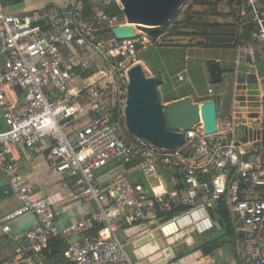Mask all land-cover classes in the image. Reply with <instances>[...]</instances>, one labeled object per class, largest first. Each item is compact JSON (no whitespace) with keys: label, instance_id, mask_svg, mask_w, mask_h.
Returning a JSON list of instances; mask_svg holds the SVG:
<instances>
[{"label":"built area","instance_id":"obj_1","mask_svg":"<svg viewBox=\"0 0 264 264\" xmlns=\"http://www.w3.org/2000/svg\"><path fill=\"white\" fill-rule=\"evenodd\" d=\"M55 1L25 15L8 14L0 5V170H14L18 146L47 151L51 167L75 176L79 195L95 202L97 211L58 227L48 203L11 180L3 194L20 205L6 218H36L18 236L25 240L22 249L40 252L59 237L66 243L63 264H131L118 237L121 219L153 222L159 237L170 241L212 232L225 212L241 238L244 264H264V0H241L238 8V27L254 29L250 40L235 47L229 113L221 112L216 98V131L206 133L200 117L178 130L183 143L172 149L122 133L127 71L150 40L143 26L135 27L136 38L117 39L112 28L126 22L122 14L97 12V24L109 32L96 33L82 21L80 0ZM74 43L83 46L81 53L66 55ZM175 77L186 80L182 72ZM208 94L213 97V90ZM79 119L86 122L65 129ZM110 162L139 170L143 180L122 177L104 189L97 172ZM25 259L36 263L32 254Z\"/></svg>","mask_w":264,"mask_h":264},{"label":"crops","instance_id":"obj_2","mask_svg":"<svg viewBox=\"0 0 264 264\" xmlns=\"http://www.w3.org/2000/svg\"><path fill=\"white\" fill-rule=\"evenodd\" d=\"M55 2V0H0V5L3 11L8 14L25 15L34 10L49 9L55 4ZM232 6L235 7L234 4ZM225 7H228V10H226ZM200 8L201 6H193L194 10H202ZM218 10L220 13H206L205 19L209 23L222 24L221 27H218L219 30H228L229 28L225 26L232 23L234 19L230 13V6L227 4V0H224L219 5ZM180 31L187 34L169 36L165 38H162L161 34L155 39L150 38V40H154L155 44H162V46H166L168 44L162 40H202L201 37L195 36L194 33H191L192 31L190 29H181ZM180 44L186 45L185 43ZM148 47L149 46H147L146 49L147 51L149 49ZM81 48H83L81 44L74 43L64 51L66 55L70 53L80 54ZM221 56H216L215 59L212 60L221 62ZM140 63L148 75L161 77L163 69H155L148 63V65L144 64L141 60ZM178 72L183 73L182 70H177L176 74ZM208 89L213 90V94L211 96L222 102L221 108L224 106L225 110L229 112L233 86L225 92V100L220 99L216 95L214 89L208 86L206 91L207 95L204 94L205 97L194 102L201 103L208 99V97H210ZM182 93L187 94L185 96H189V93L187 92ZM196 96L202 95L197 93ZM4 127L2 109L0 106V130L4 129ZM78 127L79 125L73 126L72 128L75 129ZM69 131L72 130L70 129ZM17 155V165L13 171L10 172L0 170V264H28L25 259L26 254H32L35 257L36 263L63 264L62 252H64L63 250L66 247V243L62 238L60 240L59 237H55L50 240L51 243L49 242L50 247L49 251L46 252L47 254H45L43 250L40 252H25L24 249H22L25 240L19 238L18 236L31 229L36 223V218L31 213H25L13 219H7V215L17 209L20 202L13 196H5L3 194V189L8 187L13 179H17L24 185L29 186L33 190L35 198L44 199L48 203L54 214L55 224L58 227L71 224L79 219L93 215L97 211V205L92 200L83 199L79 195L80 187L76 183L75 176L70 174L68 171L58 172L51 167V158L49 157L47 151L36 152L25 146H18ZM135 171L137 170L133 167L127 165H117L110 162L98 170L97 178L100 185L104 189H108L113 183H115V181L122 178L119 177L121 175L129 181L132 180L131 182L133 183L142 181V174L140 177H134ZM129 178H131V180ZM120 222L121 228L118 231V237L124 246L131 245L133 249H136L138 247L137 245L144 244L139 240L142 236H134L132 233L131 225L134 223L133 221L129 218H125L121 219ZM4 225L9 227L8 231L3 230ZM153 229L154 228H152L149 233H151L152 236L159 242H162V248L153 252V257H151L150 260H142L138 264H162L169 260L172 264H244L240 248L241 238L234 232L233 235H231L233 236V241L232 239L227 240L224 235L232 233L229 232V230H222L221 225L219 230L215 228L212 232H209L210 236L208 240H204L200 244L197 243L200 251L204 245L210 244L215 240L220 243V246L217 249H214L208 254H203L201 252L202 255H204L203 258L189 256L188 254V248L192 246L191 244L196 243L194 236H178L170 241H167L159 237L158 233ZM119 232L121 233L119 234ZM150 247H157L156 243L150 245ZM150 247L143 246V253L152 250ZM138 249L140 248L138 247ZM161 251L162 254L160 253Z\"/></svg>","mask_w":264,"mask_h":264},{"label":"water","instance_id":"obj_3","mask_svg":"<svg viewBox=\"0 0 264 264\" xmlns=\"http://www.w3.org/2000/svg\"><path fill=\"white\" fill-rule=\"evenodd\" d=\"M110 1L97 0L101 4H108ZM118 2L126 22L114 26L113 35L117 39H133L137 37L135 27L143 26L149 37L155 39L176 18L186 0H118ZM240 69L246 72L248 67L241 65ZM207 71L211 83L220 82L222 69L219 61H211L207 65ZM127 76L124 123L131 135L159 148L172 149L183 143V136L178 130H187L198 122L200 117L206 133L216 131V118L220 116V111L217 110L215 97L198 103L190 96H185L164 103L158 91V86L162 84L160 76L146 75L140 62L128 69ZM215 228L220 229L219 222H216ZM219 246V241L215 240L204 245L201 252L208 254Z\"/></svg>","mask_w":264,"mask_h":264},{"label":"rangeland","instance_id":"obj_4","mask_svg":"<svg viewBox=\"0 0 264 264\" xmlns=\"http://www.w3.org/2000/svg\"><path fill=\"white\" fill-rule=\"evenodd\" d=\"M193 0H188L187 3L183 4L180 9L179 15L186 11L188 6ZM198 8V7H196ZM226 8V7H225ZM200 9H203L201 7ZM225 10V9H224ZM228 10V7L226 8ZM177 15L180 19L181 15ZM141 29L145 30L143 27ZM163 42H175L176 44H167L162 46V44H155L154 40H149L148 51H142L139 53V60L144 64H149L155 69H163L161 74L162 84L158 86V91L161 100L167 96H176L182 92L189 93V96L193 101L201 100L205 95H207V87L210 86L214 89L216 95L220 99L225 100V92L232 88L234 82V60L236 58L237 52L235 47L228 48H211V47H199L195 45H189L192 41L194 44L197 40H162ZM180 43H185L186 45H181ZM222 55V56H221ZM216 56H221L222 60L220 62L222 69V77L220 82L211 83L208 76L207 65L214 61ZM147 64V65H148ZM264 65L259 64V69L263 68ZM177 70H182L184 75L187 76L186 81L178 82L176 80L175 74ZM148 75L147 72H145ZM253 88L255 86H252ZM197 93L202 96H196ZM205 94V95H204ZM221 108V107H220ZM223 114H228L229 112L225 110L224 106L221 108ZM86 122V119H79L75 123L68 125L65 129L69 131L73 130V126H80ZM122 133L126 134V127L122 125ZM141 172L139 170L135 171L134 177H140ZM123 177V175L119 176ZM131 180V178H129ZM132 181V180H131ZM153 222H139L133 223L131 225L132 233L134 236H142L139 240L141 243L137 245L136 249H133L131 245H126L125 250L128 255L129 260L132 264H138L140 261L150 260L156 250L162 248V242H159L155 237L152 236L151 229L153 228ZM222 230H226L225 222L222 224ZM232 234H226L227 240L232 239L233 233L235 232L232 225L229 229ZM121 232H119L120 234ZM190 236L195 237L196 243L191 244L188 248L189 256L203 258L200 248L197 243L206 241L209 239L210 233L205 235L192 234ZM156 243L155 248H151L150 245ZM161 243V244H160ZM159 245V246H158ZM148 246L152 250L143 253L142 247ZM162 254V251L160 252ZM159 253V254H160ZM157 255V254H156Z\"/></svg>","mask_w":264,"mask_h":264},{"label":"trees","instance_id":"obj_5","mask_svg":"<svg viewBox=\"0 0 264 264\" xmlns=\"http://www.w3.org/2000/svg\"><path fill=\"white\" fill-rule=\"evenodd\" d=\"M80 1L82 4V21L88 24H93V27L97 29L96 33L109 32V29L107 27L102 24H97L95 20L97 12L102 11L112 16H119L122 14V10L115 0H111L108 4H101L95 0ZM187 1L188 0H186L185 3H187ZM223 1L224 0H193L186 11L183 12L182 15L180 14L181 18L178 19L176 16L172 23L167 28H164L159 35L162 34V38L169 36H179L182 34H187L180 31L181 29H190L192 31L191 33H194L195 36L201 37L202 40H197V42H195L194 44L192 43V41H190L189 45L211 48L236 47L238 44H241L246 40H250L254 25L247 24L245 26H242L241 28L238 27V8L241 4V0H227V4L230 6V13L234 19L232 23H229L227 25L225 24V27L229 28L228 30H219L218 27H221L222 24L209 23L206 21V13H220L218 7ZM233 4L235 5V7L232 6ZM196 5L203 7V9L194 10L193 6ZM167 43L174 44L175 42L171 41ZM76 71L79 72V69L77 68ZM86 75L87 72L81 73L82 77H85ZM185 95L187 94L180 93V95L176 96H167L164 97L162 101H173L175 99L182 98ZM125 136L133 137V135L128 133L127 130ZM219 222L222 228V224L225 222L226 230L228 231L230 229L231 223L229 217L225 212L223 213ZM96 229L97 227H95L93 231H95ZM50 243L48 245V248L43 250L45 254H47L46 252L49 251Z\"/></svg>","mask_w":264,"mask_h":264}]
</instances>
